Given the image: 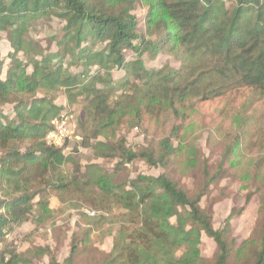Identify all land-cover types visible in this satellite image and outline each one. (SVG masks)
<instances>
[{
	"label": "trees",
	"instance_id": "1",
	"mask_svg": "<svg viewBox=\"0 0 264 264\" xmlns=\"http://www.w3.org/2000/svg\"><path fill=\"white\" fill-rule=\"evenodd\" d=\"M140 1L0 0V32H9L13 47L6 70L0 52V243L31 220L36 226L26 237L41 233L54 213L46 198L51 188L98 210H121L113 216L118 227L101 264H264V207L258 228L238 246L231 218L216 229L212 211L201 205L231 175L223 163L213 170L205 161L202 186L191 194L169 171L180 151L170 136L140 151L124 138L92 144L85 137L100 157L120 154L118 166L142 158L165 169L158 176L138 174L127 184L115 182L102 166L82 170L66 145L47 142L51 121L63 109L54 101L59 90L70 104L80 97L88 101L81 126L95 123L94 138L106 129L117 131L132 110L177 111L178 102L214 99L234 87L264 96V0H155L138 16ZM54 18L65 23L56 40L59 50L45 53L29 36L30 23ZM21 52L27 61L19 58ZM164 52L182 67L148 63ZM207 57L217 65L203 67ZM129 96L133 100L126 103ZM141 122L140 115L136 123ZM90 217L99 218L94 224L107 221ZM92 232L89 227L73 234L62 262L46 244L3 251L0 264H33L45 255L50 260L43 264H76ZM204 235L217 245L212 257L202 255Z\"/></svg>",
	"mask_w": 264,
	"mask_h": 264
},
{
	"label": "rangeland",
	"instance_id": "2",
	"mask_svg": "<svg viewBox=\"0 0 264 264\" xmlns=\"http://www.w3.org/2000/svg\"><path fill=\"white\" fill-rule=\"evenodd\" d=\"M151 1L155 0H141L137 4L135 14L142 16ZM64 24L58 18L50 21H32L29 36L33 38L36 49L45 53L58 51L56 40ZM141 26L144 24L141 23ZM10 51H13V47L9 32L1 31L0 52L6 57ZM18 56L24 61L28 60L23 52ZM165 62H169L173 68L182 67L181 63L167 52L152 61L148 60V63L156 66ZM11 65L12 61L6 57L5 70ZM216 65L217 61L210 57L202 61L203 67ZM27 70L31 72V66H28ZM191 70L188 69V72ZM44 94V91L38 92L39 96ZM53 94L55 103L63 108L60 116H73L79 124L81 139L68 141L64 148L67 155L70 154L79 162L82 170L91 165L102 166L109 173H113L115 182L124 184L136 178L138 174L158 176L165 172L162 166H151L142 158L118 166L122 161L120 154L117 153L115 157H100L95 154L93 148L85 145V137L91 138L92 144L99 139L115 144L119 138H124L127 144L140 151L157 148L163 138L170 136L180 149L169 170L172 177L191 194H195L202 186L204 162L206 161L213 170L223 163L231 175L224 178L219 185L213 186L201 205L212 211L216 229H222L226 220L231 218L232 235L236 238L238 246L252 237L258 228L264 207V96L257 90L250 87H234L214 99L193 98L183 103L178 102L177 111L172 108L165 112L154 109L150 113L144 108L140 114L132 110L124 117L117 131L106 129L99 138L93 137L95 123L89 121L88 125L81 126V122L87 118L88 101L80 97L75 104H70L65 92L59 90ZM130 100H133L132 96L128 97L126 103L131 102ZM142 107L141 104L140 109ZM139 114L142 116L140 126L136 123ZM228 148H231V151L225 157ZM46 191V198L51 200V208L54 210L52 217L46 222V227L41 233L29 238L26 235L36 225L32 220L23 223L2 240L0 255L3 251L23 252L37 245L49 244L62 262L70 253L72 235L90 227L93 228L91 239L86 250L77 256L76 264H101L112 249L118 227L113 216L121 210H98L51 188ZM96 192L98 193L97 190ZM63 196L67 198L64 201ZM0 197H3L1 190ZM86 209H95L97 216H106L107 221L101 225L94 224L99 218L82 216ZM172 221L175 223V219ZM109 232L112 234H108ZM216 250L215 241L204 235L201 244L202 255L212 257ZM49 260L50 256L45 255L43 259L34 260L33 264H43Z\"/></svg>",
	"mask_w": 264,
	"mask_h": 264
},
{
	"label": "built area",
	"instance_id": "3",
	"mask_svg": "<svg viewBox=\"0 0 264 264\" xmlns=\"http://www.w3.org/2000/svg\"><path fill=\"white\" fill-rule=\"evenodd\" d=\"M52 128L48 132L46 139L49 144L64 147L68 141L80 140L79 124L73 116L66 114L57 116L51 121ZM90 216H96L95 209L85 210Z\"/></svg>",
	"mask_w": 264,
	"mask_h": 264
}]
</instances>
